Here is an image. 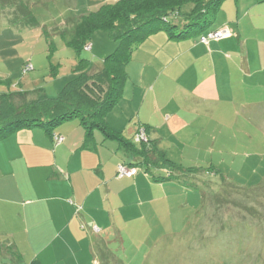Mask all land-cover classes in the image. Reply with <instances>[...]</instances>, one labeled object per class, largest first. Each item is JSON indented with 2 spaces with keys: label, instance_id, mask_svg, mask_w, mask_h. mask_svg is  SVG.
<instances>
[{
  "label": "crops",
  "instance_id": "obj_1",
  "mask_svg": "<svg viewBox=\"0 0 264 264\" xmlns=\"http://www.w3.org/2000/svg\"><path fill=\"white\" fill-rule=\"evenodd\" d=\"M242 22L236 30L223 24L235 34L209 45L199 37L169 40L165 32L143 42L127 66L123 98L107 116L111 130L135 142L144 127L153 159L164 153L187 168L206 148V123L223 111L222 52L243 38ZM216 124L222 130V119ZM96 133L95 147H84L78 125L23 129L0 140V264H101L105 238L124 243L128 228H146L150 207L168 209L179 187L145 169L119 179L118 166L129 158L117 140ZM54 134L64 141L55 143Z\"/></svg>",
  "mask_w": 264,
  "mask_h": 264
},
{
  "label": "rangeland",
  "instance_id": "obj_2",
  "mask_svg": "<svg viewBox=\"0 0 264 264\" xmlns=\"http://www.w3.org/2000/svg\"><path fill=\"white\" fill-rule=\"evenodd\" d=\"M23 1L38 25L13 27L8 12L0 10V80H8L13 91L27 92V100L39 93L57 98L119 46L99 31L90 38L93 50L76 52L63 35L74 23L70 19L119 0ZM211 21L207 31L223 24L236 30L243 21V38L222 52L228 61L222 64L223 111L206 123V148L186 165L202 170L171 182L178 194L164 213L150 207L146 228H128L124 243L115 234L105 238L99 246L107 252L99 253L101 264H264V0H223ZM7 87L0 85V92ZM18 97L16 104L22 102ZM72 125L81 127L78 120L62 126Z\"/></svg>",
  "mask_w": 264,
  "mask_h": 264
},
{
  "label": "trees",
  "instance_id": "obj_3",
  "mask_svg": "<svg viewBox=\"0 0 264 264\" xmlns=\"http://www.w3.org/2000/svg\"><path fill=\"white\" fill-rule=\"evenodd\" d=\"M222 1L119 0L115 4H104L88 16L70 19L74 23L65 29L63 35L67 46L76 52L93 50L90 38L99 31L107 32L112 40L119 43L117 50L102 63L96 64L94 70L80 73L57 98L39 93L36 98L27 100V92L13 91L8 80H0V85L8 86L6 92H0V140L20 130L34 127H42L48 133H53L64 123L78 120L85 130L84 147L97 145L95 133L98 131L106 138L120 143L129 158V162L125 161L120 165L137 169L138 172L145 169L157 181L193 178L192 175L201 172L202 168L177 166L166 159L164 153L161 161L153 159L156 148L149 140L147 129L139 127L135 135L136 140L137 134L144 130L147 142H134L123 133L111 130L107 116L123 98L129 80L127 66L133 60L135 51L154 34L165 32L169 40L173 41L199 37L205 45L226 40L211 38L210 35L217 31L226 32L228 27L207 31L211 18L214 19ZM0 10L8 12V21L13 27L25 29L38 25L29 5L23 0H0ZM192 27L198 28V31L191 30ZM230 34L233 36L235 33ZM83 61L85 60H81ZM18 96L22 102L16 104L14 100ZM57 136L60 135H53L54 142ZM151 168L159 172H151ZM161 170H167L166 176L163 177L164 171ZM30 264L42 262L35 259Z\"/></svg>",
  "mask_w": 264,
  "mask_h": 264
},
{
  "label": "built area",
  "instance_id": "obj_4",
  "mask_svg": "<svg viewBox=\"0 0 264 264\" xmlns=\"http://www.w3.org/2000/svg\"><path fill=\"white\" fill-rule=\"evenodd\" d=\"M231 36V34L229 32H224V31H217L214 32L213 34L210 35L211 38H215V39H227ZM64 141V138L61 136H57L55 137V142L57 144H60ZM136 141L138 142H147L146 136H145V132L144 130H141L137 136H136ZM138 173L137 169H132V168H128L125 165H119L118 167V175L117 177L119 179H123V178H133L134 176H136V174Z\"/></svg>",
  "mask_w": 264,
  "mask_h": 264
}]
</instances>
